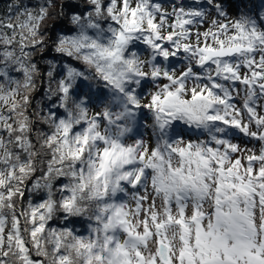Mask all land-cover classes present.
Masks as SVG:
<instances>
[{"label": "clouds", "instance_id": "9594fccd", "mask_svg": "<svg viewBox=\"0 0 264 264\" xmlns=\"http://www.w3.org/2000/svg\"><path fill=\"white\" fill-rule=\"evenodd\" d=\"M75 2L89 10L68 17L74 31L59 38L87 39L77 50L58 38L55 59L34 62L47 49L41 31L53 0L36 33L0 29V53H11L0 55V264H23L17 239L41 257L34 264L62 255L84 264L76 240L102 243L116 208L114 224L126 217L135 231L148 219L153 230L142 240L125 225L109 230L133 259L135 246L146 261L156 254L157 231L175 255L180 211L185 221L194 208L210 214L218 198L254 222L259 242L264 178L248 169L264 168V0H231L236 14L229 0H127L124 11L121 0ZM18 8L16 0L7 22L21 23ZM193 91L204 95L193 101ZM153 216L165 227L155 229Z\"/></svg>", "mask_w": 264, "mask_h": 264}, {"label": "snow or ice", "instance_id": "6c2138e0", "mask_svg": "<svg viewBox=\"0 0 264 264\" xmlns=\"http://www.w3.org/2000/svg\"><path fill=\"white\" fill-rule=\"evenodd\" d=\"M93 2L95 3L96 0H93ZM108 2L109 0H106V4ZM13 7L14 5L9 6L10 9ZM121 7L122 11L126 10L127 0H121ZM17 11L21 23L14 25L10 21L7 23L0 21V29L13 31L19 27L27 29L31 33H36L39 30L40 23L48 15L47 8L43 5L35 11L29 8H23L22 11L18 9ZM108 11L111 13V8H108ZM131 15L135 18V9H132ZM72 19L78 21L79 17L73 16ZM126 23H129V21L126 20ZM149 27L154 29L156 25L150 21ZM221 27L223 28L225 26L221 25ZM5 38L4 35L0 34V39ZM156 38L159 40L158 35ZM84 39L87 38L81 37L78 40L76 37L68 39L60 37L59 44L70 43L72 48L78 50ZM118 39L122 40L123 37L118 36ZM166 39L171 40L172 36L169 35ZM148 43H151V41H148ZM38 46L39 44H34L32 48L34 49ZM164 47H167V45H164ZM60 50L61 49L58 47L57 51ZM206 50L213 51L211 48ZM68 54H71L70 50H68ZM111 54L112 53H109V55ZM0 55H11V53H0ZM162 55L167 56V52L162 53ZM262 60H264V58H262ZM68 71L71 76L72 69ZM25 72H27V69H25ZM153 75H155V73ZM182 87L183 85H181V88ZM62 91L66 92L67 89L62 88ZM167 95L173 96L174 94L169 92ZM203 95V92L196 93L193 91L192 100L195 101L198 98H202ZM152 99L155 103L158 98L153 97ZM161 102L163 103V101ZM181 103H186V101H181ZM249 111H251V109ZM209 119L217 118L209 117ZM115 148L116 146L113 145V149H106L102 159L106 161L108 157L113 154ZM121 151H131V149H121ZM153 155H155V153H153ZM141 158H143V154H141ZM247 159L251 162L256 160L257 157L249 156ZM236 163L238 164L239 161H236ZM23 170L24 169L21 168V171ZM248 172L250 176L255 175L257 179L264 178V168L255 171L253 168L249 167ZM97 175H100V173H97ZM137 179H139V176H137ZM260 186L264 187V185ZM217 192L219 194V189ZM260 205L261 213L264 215V196L260 198ZM65 206H67V204ZM120 213V208H116L115 212L107 217V222L103 224L105 235L102 243H99L98 240H92L91 238H89L87 242L83 239L76 240V251L78 254L83 253L86 255L84 264H264V236H261L259 242H257L255 239L257 229L254 222L248 219H240L239 215L234 210L226 211L223 202L219 198L216 201V207L210 214L202 213L194 208L190 218L185 221L183 218L185 213L180 211L179 217L175 220V224L181 229L180 239L182 247L175 255L171 252V246L159 239L160 233L157 231L155 233L158 244L155 250L156 254L147 261L139 246H135L133 259V254L129 250L128 241L121 243L120 240L116 239L114 236L108 235V232L118 225H125L123 227V232L126 233L129 238L142 240L146 236L153 235V230L148 227V219H145L142 228L133 231V229L126 226L128 224L126 217L122 219L118 218L115 224L113 223V215L120 217ZM33 214H35V210H33ZM41 219H43V217H41ZM151 220L153 221L155 229H162L165 227V224L158 221L155 216L151 217ZM167 221L169 223L172 221V216L170 214L167 216ZM43 227L42 224L37 225L32 236L35 237L36 233L42 231ZM260 231L264 232V221L261 222ZM2 239L3 237L0 236V240ZM7 239L10 242L12 241L13 237L11 233L8 234ZM15 242L18 246V252L21 254L23 264H34V262L41 260L40 256H32L29 253V246L24 240L17 239ZM35 246L39 247L38 244ZM56 251L58 254L60 253L59 245H57ZM165 253H167V255H165ZM5 256H7V253H5ZM56 264H70V258L67 255H62L57 259Z\"/></svg>", "mask_w": 264, "mask_h": 264}, {"label": "trees", "instance_id": "16d2710c", "mask_svg": "<svg viewBox=\"0 0 264 264\" xmlns=\"http://www.w3.org/2000/svg\"><path fill=\"white\" fill-rule=\"evenodd\" d=\"M231 2V0H229ZM174 2V0H173ZM220 3H225V0H219ZM16 0H0V21L7 23V19L10 15H14L15 12L11 11L9 6L15 5ZM53 3L56 4V8L53 11L49 12V17L45 24L42 27V35H50L49 42L47 43V51L42 55L34 57V62L39 57L41 60L45 59H55L56 55L53 52L55 43L57 42L59 36L61 35H71L74 29L67 23V18L72 15H82L84 12L88 11V7H82L81 4L75 2V0H53ZM232 3V2H231ZM234 6L236 7L235 3ZM43 5L48 7V0H19V10L22 11L23 8H29L32 10H38L39 7ZM237 12V7H236ZM235 12V14H236ZM7 30V29H5ZM9 31V30H7ZM10 33V31H9ZM39 47V46H38ZM35 51V49H30ZM45 71H47V66L44 65ZM43 93V86L41 87V92ZM39 95L37 97H39ZM24 199H27V194Z\"/></svg>", "mask_w": 264, "mask_h": 264}, {"label": "rangeland", "instance_id": "374dc122", "mask_svg": "<svg viewBox=\"0 0 264 264\" xmlns=\"http://www.w3.org/2000/svg\"><path fill=\"white\" fill-rule=\"evenodd\" d=\"M229 3H230V5H231L230 8H229L230 13H231V14H235V12H236V7H235L234 4H232L230 1H229ZM207 27H208V25H207V23H205L204 26H203V28H207ZM203 28H202L201 30H203ZM50 35H51V34L48 33L46 43L49 42ZM46 51H47V49H46ZM46 51H45V52H46ZM38 56H39V55H38ZM37 60H41V59L38 58ZM39 67L42 69V71H45L44 64H40Z\"/></svg>", "mask_w": 264, "mask_h": 264}, {"label": "bare ground", "instance_id": "6f19581e", "mask_svg": "<svg viewBox=\"0 0 264 264\" xmlns=\"http://www.w3.org/2000/svg\"><path fill=\"white\" fill-rule=\"evenodd\" d=\"M40 58V57H39ZM41 92V91H40ZM40 93H37V96L39 95Z\"/></svg>", "mask_w": 264, "mask_h": 264}]
</instances>
